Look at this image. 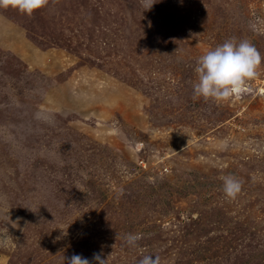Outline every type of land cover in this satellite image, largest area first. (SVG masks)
<instances>
[{
    "label": "rangeland",
    "instance_id": "rangeland-1",
    "mask_svg": "<svg viewBox=\"0 0 264 264\" xmlns=\"http://www.w3.org/2000/svg\"><path fill=\"white\" fill-rule=\"evenodd\" d=\"M154 2L0 9V264H264V64L249 93L193 99L208 49L264 57V0Z\"/></svg>",
    "mask_w": 264,
    "mask_h": 264
},
{
    "label": "clouds",
    "instance_id": "clouds-1",
    "mask_svg": "<svg viewBox=\"0 0 264 264\" xmlns=\"http://www.w3.org/2000/svg\"><path fill=\"white\" fill-rule=\"evenodd\" d=\"M57 0H0V9H12L20 14L33 18L34 14L49 8ZM154 0H142L146 10L154 4ZM264 57L247 39L231 37L215 48L205 51L197 60L194 71L197 76L193 84V99L216 103L226 102L252 91L251 82L261 74ZM222 191L226 198L235 200L242 191L241 181L234 175H223ZM9 237L0 236L7 241ZM140 234L129 233L125 237L126 244L131 248L139 247ZM96 264H107L100 255H94ZM68 264H90L87 258L73 255ZM138 264H161L159 255H142Z\"/></svg>",
    "mask_w": 264,
    "mask_h": 264
}]
</instances>
